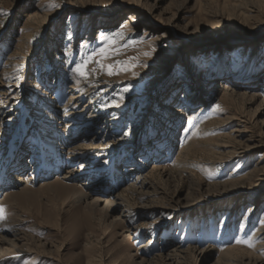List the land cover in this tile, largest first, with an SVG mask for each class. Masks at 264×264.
Segmentation results:
<instances>
[{
	"label": "rangeland",
	"instance_id": "obj_1",
	"mask_svg": "<svg viewBox=\"0 0 264 264\" xmlns=\"http://www.w3.org/2000/svg\"><path fill=\"white\" fill-rule=\"evenodd\" d=\"M262 110L264 0H0V183L34 177L0 191L22 233L0 264H264V147L229 153L237 129L264 142Z\"/></svg>",
	"mask_w": 264,
	"mask_h": 264
},
{
	"label": "bare ground",
	"instance_id": "obj_2",
	"mask_svg": "<svg viewBox=\"0 0 264 264\" xmlns=\"http://www.w3.org/2000/svg\"><path fill=\"white\" fill-rule=\"evenodd\" d=\"M185 1H189V0H185ZM263 3V2H262ZM39 6V5H38ZM37 6V7H38ZM253 8H257V9H261V7H258V6H255V7H253ZM259 10H258V12H259ZM238 43H239V45H236L235 46V50L237 51V53H236V55L235 56H233L234 58H236V57H238V58H240V57H243L244 56V51L245 52H250L251 51V49H252V46H249L248 47V45H246L247 43L245 42H241L240 41V39L239 40H236ZM243 53V54H242ZM248 55V54H247ZM254 61V60H253ZM222 67H224V66H222ZM216 73V72H215ZM236 85V84H235ZM237 87H239V89L240 90H243L240 94L241 95H243V96H245L246 94H247V90H245L244 91V89H246V88H244V89H242L240 86H242V85H236ZM250 86H253V85H251L250 84ZM236 88V87H235ZM225 89H228V85H226L225 83H222V88H221V90H225ZM195 91V93H196V95H195V99L197 98V99H200V100H202V101H205L204 99H203V95H204V93L201 91V90H199V88H197L196 87V89L194 90ZM255 91H257V90H255ZM226 93V92H225ZM227 94H228V96L229 95H231V92L229 91V90H227ZM242 96V97H243ZM252 97H251V99H254L257 95L256 94H254V95H251ZM193 97V96H192ZM246 111V110H245ZM263 111V110H262ZM229 113V112H228ZM260 114H259V120L264 124V111L263 112H259ZM231 118H233V116L231 117L230 115L229 116H227V117H225L223 120H229V119H231ZM236 118V117H235ZM238 127H240V126H238ZM244 128V127H243ZM62 130H65L66 128H61ZM235 131H237V137L235 136V140L233 141V146H230L232 149L230 150V152L229 153H231V157L233 156V157H235V156H240V155H242V154H249V153H251V152H253V150H256L257 148H259V147H261V146H263L264 147V142L263 141H258V140H256L252 135L250 136V137H247L246 135H245V129L243 130V129H237V130H235ZM263 140V139H262ZM228 148V147H227ZM243 156V155H242ZM24 161V160H23ZM262 162H264V160H262L261 162H260V164L262 163ZM47 166V165H46ZM49 167H48V170H50V165H48ZM60 166V165H59ZM80 167V166H79ZM67 169V168H66ZM78 169V168H77ZM63 170V168H61V167H58L57 168V171L58 172H63L62 171ZM254 170V169H253ZM35 171V170H34ZM56 171V172H57ZM81 171V170H80ZM255 171H257L256 173H257V176H259L261 173H263L264 172V167L263 166H261V165H259L258 166V168H257V170H255ZM259 174V175H258ZM31 175L32 174H28V172L27 173H22V174H16L15 176L13 175V176H11V181H7V184H6V186L8 185V184H10V185H8V186H14V185H17L18 186V184H21L22 186H21V189H22V187H24V184H27L29 181H33V179H34V177H31ZM88 175V174H87ZM9 176V175H8ZM89 176V175H88ZM70 177H75L76 179H78V180H84L83 181V184L82 185H84V186H87V192H82L81 194H80V198H79V200L82 202V203H86L87 205H89V206H92L91 208H93V209H97V207L99 206V207H104L106 210H109V209H111L112 208V211H113V213H115V218L116 217H119V218H126V215H127V213L125 212V211H127L126 210V201H127V199L125 198V195H123V194H120V193H118L117 192V189H112V190H110L109 192H102V193H105L103 196L104 197H101V195H100V192L98 193V188L97 187H95V185H96V181H90V180H88L87 179V176H85L83 173H81V172H79V171H76V170H73V169H71L70 168V170H67L65 173H64V175L61 177V178H59V179H63V180H67L68 178H70ZM139 178V177H138ZM137 181V183H138V180H136ZM135 181V182H136ZM30 182V183H31ZM143 182V181H142ZM145 183H143V184H141V185H144ZM3 185V183H0V191L2 190V189H8V188H5L6 186H2ZM5 185V184H4ZM137 185V184H136ZM139 185H140V182H139ZM138 185V186H139ZM134 187V186H133ZM143 188V187H142ZM98 190L97 192H95L94 190ZM24 190V189H23ZM101 191V190H100ZM89 194L91 195V196H89ZM21 196V193L19 194V192H15V191H12V192H6L5 193V197L3 198V202L4 203H7V202H10L11 200H19L18 198ZM21 199V198H20ZM205 202L206 203H208V200L206 199L205 200ZM207 205V204H206ZM198 207V206H197ZM103 208V209H104ZM195 208L193 207L192 208V210H191V212L192 211H195L194 210ZM201 209V208H200ZM18 225V224H17ZM263 228V227H262ZM127 229H131V230H133L134 229V227L132 226V225H130V224H128V226H127ZM128 231V230H127ZM5 231H0V257L3 255V254H5L7 251H15V250H19V251H21V249H20V243H21V238H22V233H21V235H20V231L18 232V230L16 229H12V232L10 233V234H6V233H4ZM260 234L261 235H263V237H262V239L261 240H263L264 239V228H263V230L260 232ZM18 235H20V236H18ZM23 240V239H22ZM260 244V243H259ZM263 246H264V243H263ZM23 248V247H22ZM23 250V249H22ZM23 252V251H22ZM234 252V248H228L227 249V252H225L224 254L226 255V257H227V254L228 255H232V254H234L233 253ZM8 253V252H7ZM7 255V254H6ZM259 257V256H258ZM259 264H261V262H259Z\"/></svg>",
	"mask_w": 264,
	"mask_h": 264
},
{
	"label": "snow or ice",
	"instance_id": "obj_3",
	"mask_svg": "<svg viewBox=\"0 0 264 264\" xmlns=\"http://www.w3.org/2000/svg\"><path fill=\"white\" fill-rule=\"evenodd\" d=\"M55 6V5H53ZM102 39H104L103 35L101 37ZM101 53H103V49L101 50ZM147 55V54H146ZM89 60H91V57L88 58ZM88 63V61L86 60L84 62V64H81V65H77V67L74 69V71H76L78 74H80L81 76H87L88 75V72L85 71V65ZM97 63H99V61H97ZM103 67V66H101ZM109 69H111V66H108ZM94 71V70H93ZM112 72L109 70V75H111ZM125 91H127V89H125ZM219 107V106H217ZM5 219V216H4V207L2 205H0V220H3ZM238 243H248V246L251 247V243L247 242V241H237Z\"/></svg>",
	"mask_w": 264,
	"mask_h": 264
}]
</instances>
